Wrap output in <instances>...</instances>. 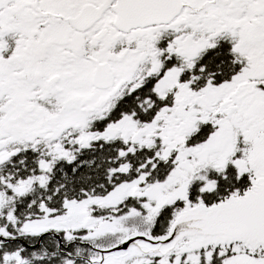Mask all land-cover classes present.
I'll list each match as a JSON object with an SVG mask.
<instances>
[{"label": "snow or ice", "instance_id": "1", "mask_svg": "<svg viewBox=\"0 0 264 264\" xmlns=\"http://www.w3.org/2000/svg\"><path fill=\"white\" fill-rule=\"evenodd\" d=\"M0 264H264V0H0Z\"/></svg>", "mask_w": 264, "mask_h": 264}]
</instances>
